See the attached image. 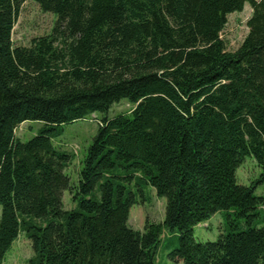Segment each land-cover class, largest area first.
I'll return each instance as SVG.
<instances>
[{
	"label": "trees",
	"instance_id": "16d2710c",
	"mask_svg": "<svg viewBox=\"0 0 264 264\" xmlns=\"http://www.w3.org/2000/svg\"><path fill=\"white\" fill-rule=\"evenodd\" d=\"M26 1L0 0V264L20 234L28 264H154L164 233L183 264H264V0H31L57 20L15 46ZM246 4L247 34L227 51L220 33ZM123 99L131 111L108 118ZM95 113L75 186L52 141ZM26 121L41 127L22 143ZM247 156L261 169L250 186L235 179ZM146 186L165 217L139 232L128 217ZM219 212L217 239L196 241Z\"/></svg>",
	"mask_w": 264,
	"mask_h": 264
},
{
	"label": "rangeland",
	"instance_id": "374dc122",
	"mask_svg": "<svg viewBox=\"0 0 264 264\" xmlns=\"http://www.w3.org/2000/svg\"><path fill=\"white\" fill-rule=\"evenodd\" d=\"M250 15L251 8L246 4L241 13H232L227 16V23L220 33V38L224 40L227 51H234L239 47L247 34L246 22ZM56 20V15L42 12L36 3L27 0L20 8L13 29V44L15 46H29L33 38L48 35ZM132 107L123 99L112 105L107 112V117L112 118L117 114H127ZM102 117L100 113H95L83 120L66 124L63 126L60 137L54 138L52 141L55 147L71 155V159L64 169V174L68 176L72 185L78 184L82 161L93 137L96 135L98 126L95 119L101 120ZM40 127L41 124L35 121L23 122L15 130V137L24 143L31 139ZM260 173L261 169L255 160L247 156L237 168L235 179L239 185L250 186L256 181ZM254 193L256 196L264 198V183L256 184ZM62 204L64 210L74 207L68 191L63 192ZM165 206L166 199L164 197H158L152 187H144L143 196L138 194L137 203L130 208L128 225L135 231L143 232L146 221L162 223L165 217ZM226 221L227 218L223 213H215L207 222L198 224L193 228L194 239L202 243L215 241ZM261 225H264V221ZM177 246L178 241L164 233L156 251L154 264H183L178 259L174 261L169 258V254ZM32 255L33 248L30 240L24 234H20L7 251L3 264H28Z\"/></svg>",
	"mask_w": 264,
	"mask_h": 264
}]
</instances>
